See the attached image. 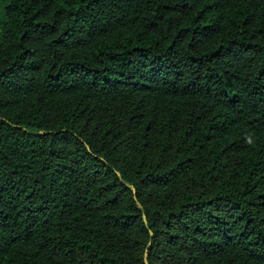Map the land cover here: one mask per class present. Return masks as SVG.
Segmentation results:
<instances>
[{
  "label": "trees",
  "instance_id": "16d2710c",
  "mask_svg": "<svg viewBox=\"0 0 264 264\" xmlns=\"http://www.w3.org/2000/svg\"><path fill=\"white\" fill-rule=\"evenodd\" d=\"M264 264V0H0V264Z\"/></svg>",
  "mask_w": 264,
  "mask_h": 264
},
{
  "label": "water",
  "instance_id": "95a60500",
  "mask_svg": "<svg viewBox=\"0 0 264 264\" xmlns=\"http://www.w3.org/2000/svg\"><path fill=\"white\" fill-rule=\"evenodd\" d=\"M145 264H147L146 258H145Z\"/></svg>",
  "mask_w": 264,
  "mask_h": 264
}]
</instances>
